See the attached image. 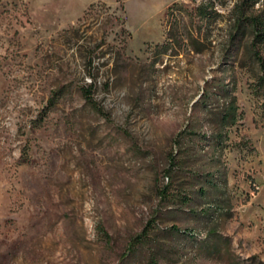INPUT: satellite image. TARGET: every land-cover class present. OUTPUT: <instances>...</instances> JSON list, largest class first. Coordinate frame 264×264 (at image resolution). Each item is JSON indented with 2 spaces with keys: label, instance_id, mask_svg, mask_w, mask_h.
Instances as JSON below:
<instances>
[{
  "label": "rangeland",
  "instance_id": "374dc122",
  "mask_svg": "<svg viewBox=\"0 0 264 264\" xmlns=\"http://www.w3.org/2000/svg\"><path fill=\"white\" fill-rule=\"evenodd\" d=\"M242 3L0 0V264H264Z\"/></svg>",
  "mask_w": 264,
  "mask_h": 264
},
{
  "label": "trees",
  "instance_id": "16d2710c",
  "mask_svg": "<svg viewBox=\"0 0 264 264\" xmlns=\"http://www.w3.org/2000/svg\"><path fill=\"white\" fill-rule=\"evenodd\" d=\"M256 0H243L242 6L245 7L248 5L251 10L253 9V5H255ZM253 27L257 28L259 31L258 38L260 41H264V12L253 14L248 19ZM167 51V49L165 50ZM237 115L236 108L232 107L227 109L222 116V126L233 125L236 123ZM153 263L157 262L152 260Z\"/></svg>",
  "mask_w": 264,
  "mask_h": 264
},
{
  "label": "built area",
  "instance_id": "2783aa9c",
  "mask_svg": "<svg viewBox=\"0 0 264 264\" xmlns=\"http://www.w3.org/2000/svg\"><path fill=\"white\" fill-rule=\"evenodd\" d=\"M258 5H259V11L260 9H262L263 5H264V0H258ZM256 189L259 190V187L256 186ZM254 194V193H253Z\"/></svg>",
  "mask_w": 264,
  "mask_h": 264
},
{
  "label": "bare ground",
  "instance_id": "6f19581e",
  "mask_svg": "<svg viewBox=\"0 0 264 264\" xmlns=\"http://www.w3.org/2000/svg\"><path fill=\"white\" fill-rule=\"evenodd\" d=\"M257 6L259 7L258 3H257ZM263 7H264V5H263Z\"/></svg>",
  "mask_w": 264,
  "mask_h": 264
}]
</instances>
